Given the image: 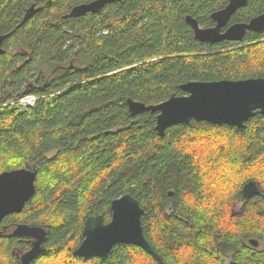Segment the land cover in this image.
I'll return each instance as SVG.
<instances>
[{
    "label": "trees",
    "instance_id": "trees-1",
    "mask_svg": "<svg viewBox=\"0 0 264 264\" xmlns=\"http://www.w3.org/2000/svg\"><path fill=\"white\" fill-rule=\"evenodd\" d=\"M90 1L0 0V174L37 170L34 196L0 223V264H21L31 247L10 235L18 223L47 229L30 264H264V248L250 244L264 242V115L241 128L193 119L162 135L158 112L133 115L128 102L160 103L189 81L264 76V30L197 39L187 15L214 26L229 0H119L65 16ZM262 13L264 0H247L230 23ZM249 180L260 192L248 198ZM127 193L163 261L123 242L103 257L76 254L87 218L110 221Z\"/></svg>",
    "mask_w": 264,
    "mask_h": 264
},
{
    "label": "water",
    "instance_id": "water-1",
    "mask_svg": "<svg viewBox=\"0 0 264 264\" xmlns=\"http://www.w3.org/2000/svg\"><path fill=\"white\" fill-rule=\"evenodd\" d=\"M119 0H92L78 4L65 15L77 17L87 12L98 11L106 4ZM247 0H229L222 9L215 11L212 17L215 26L202 27L199 22L187 15L186 19L194 29L197 39L216 43L222 40H241L248 30H264V13L253 17L249 22L233 23L225 31L221 28L230 20L234 12L245 5ZM34 9V6L31 8ZM6 36H0V44ZM2 50L0 49V52ZM185 94H173L157 104H146L128 99L133 115L147 111L158 112L156 130L160 134L173 124L207 121L212 124H227L241 128L245 122L259 111L264 115V76L245 79H221L214 81H189L182 85ZM35 168H19L0 174V223L10 214L21 212L36 191ZM259 187L254 180H249L242 187L245 197L258 194ZM173 195V192H169ZM112 218L105 222L102 215H92L85 221L83 240L75 253L80 256H105L116 243H132L143 247L156 259L163 261L146 239L142 214L144 208L137 198L127 193L112 201ZM1 234V233H0ZM10 235L28 236L32 239L31 247L21 254V264H30L44 249L47 229L44 226L18 223ZM258 239H251L250 244L259 246Z\"/></svg>",
    "mask_w": 264,
    "mask_h": 264
},
{
    "label": "rangeland",
    "instance_id": "rangeland-1",
    "mask_svg": "<svg viewBox=\"0 0 264 264\" xmlns=\"http://www.w3.org/2000/svg\"><path fill=\"white\" fill-rule=\"evenodd\" d=\"M25 99H26V100H24V99L22 100V99H21L20 102H21L22 104H30V103H31V102L29 101V99H27V98H25ZM238 207H240V204L237 205V208H238ZM18 213H19V212H18ZM7 216H8V215H7ZM258 248H264V242L260 241ZM228 261H229V260H227V263H228Z\"/></svg>",
    "mask_w": 264,
    "mask_h": 264
},
{
    "label": "flooded vegetation",
    "instance_id": "flooded-vegetation-1",
    "mask_svg": "<svg viewBox=\"0 0 264 264\" xmlns=\"http://www.w3.org/2000/svg\"><path fill=\"white\" fill-rule=\"evenodd\" d=\"M229 3V2H228ZM232 17V16H231ZM231 19V18H230ZM235 23H239V22H235ZM233 23H230V20L228 21V23L225 25V26H223L222 28H221V31H225L230 25H232ZM216 25V24H215ZM214 25V26H215ZM209 27H211V26H209ZM247 33V32H246ZM246 35V34H245ZM244 38V37H243ZM242 38V39H243ZM31 241H32V239H31Z\"/></svg>",
    "mask_w": 264,
    "mask_h": 264
},
{
    "label": "built area",
    "instance_id": "built-area-1",
    "mask_svg": "<svg viewBox=\"0 0 264 264\" xmlns=\"http://www.w3.org/2000/svg\"><path fill=\"white\" fill-rule=\"evenodd\" d=\"M25 98L29 99V101L31 102V104L35 101L36 97L35 96H27V97H24L22 98V100H26Z\"/></svg>",
    "mask_w": 264,
    "mask_h": 264
},
{
    "label": "bare ground",
    "instance_id": "bare-ground-1",
    "mask_svg": "<svg viewBox=\"0 0 264 264\" xmlns=\"http://www.w3.org/2000/svg\"><path fill=\"white\" fill-rule=\"evenodd\" d=\"M29 96H34V95H29ZM27 97V96H26ZM36 97V96H35ZM24 98V97H23ZM36 180V179H35ZM15 227V226H14Z\"/></svg>",
    "mask_w": 264,
    "mask_h": 264
}]
</instances>
